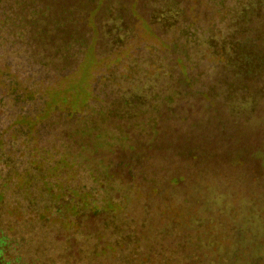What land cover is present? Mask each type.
<instances>
[{"label":"rangeland","instance_id":"374dc122","mask_svg":"<svg viewBox=\"0 0 264 264\" xmlns=\"http://www.w3.org/2000/svg\"><path fill=\"white\" fill-rule=\"evenodd\" d=\"M173 1H181L184 22L152 25L157 40L144 23L168 0H0V258L264 264L261 251L247 248L264 236L260 117L229 122L222 132L217 110L177 82L185 70L194 90L216 84L213 70L185 51V33L200 41L207 30L223 28L225 9L220 0ZM99 5L86 21L84 10ZM59 48H68L79 67L51 86L73 62L58 61ZM46 85L59 91L54 101L51 89L43 94ZM191 123L200 130L191 134ZM194 147L198 160L188 159ZM208 167L213 172L205 173L201 192L207 202L237 200L234 246L206 244L170 223L193 214L184 200L199 189L194 168ZM176 175L184 183L173 186Z\"/></svg>","mask_w":264,"mask_h":264},{"label":"trees","instance_id":"16d2710c","mask_svg":"<svg viewBox=\"0 0 264 264\" xmlns=\"http://www.w3.org/2000/svg\"><path fill=\"white\" fill-rule=\"evenodd\" d=\"M172 1L168 0V3L156 7L150 17L151 21L144 23L148 33L150 32L157 40L159 37L154 34L152 25H161L166 29V26L171 27L174 24L184 22L181 1ZM216 4L225 9V13L221 17V21L226 18L223 28L207 30L200 41L195 33H185L188 34L191 44L184 47L185 51L188 50L191 51V54L193 53L197 62L203 61L206 66L213 70V73L216 74V84L205 91L194 90L191 82L192 77L185 70L181 78L178 77L177 82L179 87H187L192 95L200 98L204 102V106H212L217 110L223 127L222 132L227 130L228 134L229 122H234L236 126L242 123L249 124L254 117H260L262 126H264V115L260 116V112H264V0H220ZM100 6H92L90 10H84L86 21L89 18L88 15L98 12ZM131 16L134 17L135 15L132 14ZM90 21L92 23V19ZM72 37L70 32L65 36L68 41L72 40ZM54 53H56L58 61L65 63L67 60H72L73 62L70 64L66 62L63 65L62 72L55 79L57 81L49 84L51 86L74 75L77 67H79L78 60L74 61L68 48H59L57 51L54 50ZM53 62L54 59H50V64ZM179 64L184 68L181 61ZM49 85H46V89L44 87L43 94L46 95L51 89L50 100L54 101V97L59 91L53 92L52 88L48 87ZM88 97L91 98L90 94ZM60 101L67 105L66 97L61 98ZM85 104L84 101L82 106ZM75 105H70L72 110H75ZM203 123L208 124L209 122L203 121L201 124ZM189 126L191 134L200 130L195 123H191ZM258 130L262 133L264 127H259ZM223 136L221 133L220 137ZM197 154V149L194 147L188 151V159L198 160ZM194 170V176L191 175L193 177L192 183L196 184L199 189H197V193L191 192L190 194L189 192V198L184 200L185 204H189L188 210L192 211L193 214L183 222L180 220L171 221V226H177L181 233H188L195 239H205L206 244L207 241H211L226 245V247L236 245L240 220L237 200L234 196L228 195L226 204L222 207L209 204L206 196L201 195V192L207 184L205 173H212L213 168H194ZM184 179L183 175H176L170 179V182L174 186L184 183ZM151 183L154 184V180H151ZM166 206V203L162 205L163 208ZM190 236L188 237L191 238ZM1 244L2 239H0ZM247 248L261 251L264 256V236H257L252 244H248ZM2 253V249H0V255ZM11 261L15 262L16 260ZM0 264L11 263L8 259L0 258ZM254 264L263 263L259 261Z\"/></svg>","mask_w":264,"mask_h":264}]
</instances>
